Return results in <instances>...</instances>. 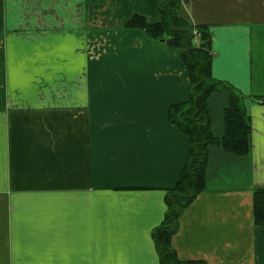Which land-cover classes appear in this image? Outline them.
Returning a JSON list of instances; mask_svg holds the SVG:
<instances>
[{
	"label": "crops",
	"instance_id": "0c3cea01",
	"mask_svg": "<svg viewBox=\"0 0 264 264\" xmlns=\"http://www.w3.org/2000/svg\"><path fill=\"white\" fill-rule=\"evenodd\" d=\"M160 0H0V264H160L152 233L190 140L169 121L187 100L180 50L141 29ZM213 34L208 100L225 133L233 89L249 152L211 147L205 191L179 218L181 260L264 264L253 194L264 187V0H183ZM125 27V28H123Z\"/></svg>",
	"mask_w": 264,
	"mask_h": 264
},
{
	"label": "trees",
	"instance_id": "16d2710c",
	"mask_svg": "<svg viewBox=\"0 0 264 264\" xmlns=\"http://www.w3.org/2000/svg\"><path fill=\"white\" fill-rule=\"evenodd\" d=\"M183 0H160V19L149 21L144 15L130 17L125 27L141 29L149 37L164 40L180 50L190 79L187 100L172 104L169 121L189 137L190 147L186 164L176 184L166 189V212L161 225L153 230L160 264H208L203 260H181L173 246L182 211L205 191L206 169L211 147H220L237 156L250 149L252 131L250 116L246 112L244 95L233 89L230 103L224 110L225 133L213 134L208 100L223 87H230L212 75L213 34L208 24H193L182 15ZM264 103V95L256 97ZM254 223L264 226V187L253 194Z\"/></svg>",
	"mask_w": 264,
	"mask_h": 264
},
{
	"label": "rangeland",
	"instance_id": "374dc122",
	"mask_svg": "<svg viewBox=\"0 0 264 264\" xmlns=\"http://www.w3.org/2000/svg\"><path fill=\"white\" fill-rule=\"evenodd\" d=\"M123 28H125V27H123ZM126 29V28H125Z\"/></svg>",
	"mask_w": 264,
	"mask_h": 264
}]
</instances>
